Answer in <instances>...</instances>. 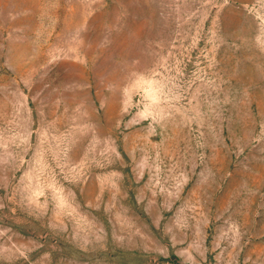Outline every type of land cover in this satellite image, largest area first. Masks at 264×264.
I'll return each instance as SVG.
<instances>
[{"label": "rangeland", "instance_id": "374dc122", "mask_svg": "<svg viewBox=\"0 0 264 264\" xmlns=\"http://www.w3.org/2000/svg\"><path fill=\"white\" fill-rule=\"evenodd\" d=\"M0 264H264V0H0Z\"/></svg>", "mask_w": 264, "mask_h": 264}]
</instances>
